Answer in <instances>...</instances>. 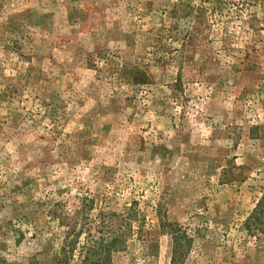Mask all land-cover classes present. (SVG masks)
I'll return each mask as SVG.
<instances>
[{
	"label": "rangeland",
	"instance_id": "1",
	"mask_svg": "<svg viewBox=\"0 0 264 264\" xmlns=\"http://www.w3.org/2000/svg\"><path fill=\"white\" fill-rule=\"evenodd\" d=\"M263 193L264 0H0V264H264Z\"/></svg>",
	"mask_w": 264,
	"mask_h": 264
},
{
	"label": "trees",
	"instance_id": "2",
	"mask_svg": "<svg viewBox=\"0 0 264 264\" xmlns=\"http://www.w3.org/2000/svg\"><path fill=\"white\" fill-rule=\"evenodd\" d=\"M136 83H143L140 79H133ZM88 201V199H86ZM81 210V209H80ZM79 210V212H80ZM83 211V210H81ZM81 213V212H80ZM124 217L132 215V208L131 206L126 207L124 211ZM121 213L113 212V211H105L104 213H100V220H99V230L102 229V234L96 237V239H90L88 245H82L78 249L77 253V264H108L111 259L112 252L122 249L125 244V239L129 234V228L127 226V220L124 217H121ZM264 215V193L258 200L256 206L252 210V214H250V218L254 222H260L261 218ZM85 216V215H83ZM105 216L107 219L105 220ZM249 218V219H250ZM119 224L118 227V234L114 229V224L116 221ZM159 226L164 231L166 230L172 239V251H171V258L170 264H182L184 256L186 255L187 251L191 246V242L193 241L192 237L185 232L179 225L175 223H171L163 219L162 217H158ZM101 224V225H100ZM106 224V225H105ZM105 227L103 229L101 227ZM106 230V231H103ZM75 239L73 241H69L70 247L75 246ZM74 248H77L74 247Z\"/></svg>",
	"mask_w": 264,
	"mask_h": 264
}]
</instances>
